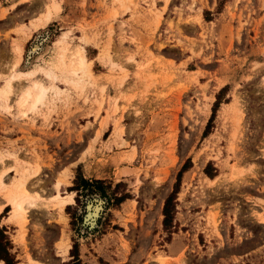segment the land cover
<instances>
[{
	"label": "rangeland",
	"instance_id": "374dc122",
	"mask_svg": "<svg viewBox=\"0 0 264 264\" xmlns=\"http://www.w3.org/2000/svg\"><path fill=\"white\" fill-rule=\"evenodd\" d=\"M75 47L89 73L63 66ZM11 75L2 181L45 204L24 242L0 193V257L264 264V0H0V89ZM34 81L45 98L22 107ZM77 178L101 185L77 197Z\"/></svg>",
	"mask_w": 264,
	"mask_h": 264
},
{
	"label": "bare ground",
	"instance_id": "6f19581e",
	"mask_svg": "<svg viewBox=\"0 0 264 264\" xmlns=\"http://www.w3.org/2000/svg\"><path fill=\"white\" fill-rule=\"evenodd\" d=\"M58 10H59L58 5L53 3L50 9L47 10V12L45 13L43 20L45 22L50 20L51 15L54 12H58ZM74 49L75 50L72 53H71L72 51L71 50L69 51L70 53L67 55L69 59L68 62H65L64 58L62 57L63 66L66 67L68 72H70V74H73V75L78 76L79 73H82V74H86V72L89 73V70L87 68L88 62L86 58L84 57L82 49H79L78 47L77 48L75 47ZM17 52L19 53L18 50ZM19 60L20 59L15 60L12 69L15 66H17ZM18 73L20 75H34V71L18 72ZM47 77L51 78L50 75H48ZM19 78H20L19 76H14V75H11L8 78L4 86H2V88L0 89V99L4 100L5 102L8 101L10 93L12 92V87L14 84L13 82H15V80L18 81ZM46 91H47V88L41 82L34 81L30 89H28L26 92L24 91L25 93L22 97V102H23L22 107L24 106V104L29 103V102H30L31 108H34L38 103H42V101L45 98ZM3 170H0V193L2 194L1 197L4 198L5 204L9 205L11 208L8 219L18 223V225L20 226V230H22L23 232L21 235V241H24L23 236L26 230V225L28 223L29 218H31L30 211L32 210V208L38 206L39 204H42V205L45 204L41 200V199L44 200V198H42V196L40 197L38 193L29 192L27 188L25 187L26 182H22V183L17 182V181L13 182L14 180L9 184L3 182L2 175L5 172L4 170V172L1 173V171ZM51 199H53V201L54 200L57 201L60 206L65 205L67 202L69 203V201L71 200V198L70 199L62 198L59 194L53 195ZM2 205H0V210L2 209ZM0 264H4V263L0 261Z\"/></svg>",
	"mask_w": 264,
	"mask_h": 264
},
{
	"label": "trees",
	"instance_id": "16d2710c",
	"mask_svg": "<svg viewBox=\"0 0 264 264\" xmlns=\"http://www.w3.org/2000/svg\"><path fill=\"white\" fill-rule=\"evenodd\" d=\"M77 179L75 180L74 186L72 188V190L77 192V197H80V196L87 197L88 195H91V194L95 193V191H97V188H94L93 186L101 185V183L98 182V181L90 183L88 181H84V180H80V179L77 180ZM99 189H100L99 191L101 193V196L103 198H105L106 200L111 201L110 198H108L106 196V193L103 192V188L101 186H100ZM79 193H81L82 195H80ZM124 198H125V196H123L121 198H115L114 201H116V203H120ZM170 200L171 199L168 198L166 203H165V206H164V215L166 217V220L164 222H166L168 220V218H169V204H170ZM107 203L109 204V202H107ZM2 232H0V234L3 237V239L5 240V236L3 234L4 232L3 233ZM6 246H7V242H2L0 244V252H5L6 253L7 252V247ZM0 261H3L4 264H12L4 256L0 257ZM76 261L77 260L74 258V262L72 264L78 263V261L77 262Z\"/></svg>",
	"mask_w": 264,
	"mask_h": 264
},
{
	"label": "crops",
	"instance_id": "0c3cea01",
	"mask_svg": "<svg viewBox=\"0 0 264 264\" xmlns=\"http://www.w3.org/2000/svg\"><path fill=\"white\" fill-rule=\"evenodd\" d=\"M254 206H258V216L255 217L256 221V229L260 232L264 233V208L259 205L254 204Z\"/></svg>",
	"mask_w": 264,
	"mask_h": 264
}]
</instances>
